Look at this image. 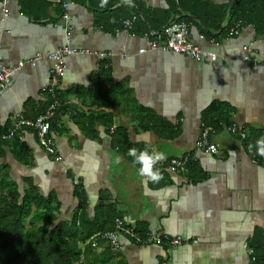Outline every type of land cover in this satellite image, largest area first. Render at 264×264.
<instances>
[{
	"label": "crops",
	"instance_id": "0c3cea01",
	"mask_svg": "<svg viewBox=\"0 0 264 264\" xmlns=\"http://www.w3.org/2000/svg\"><path fill=\"white\" fill-rule=\"evenodd\" d=\"M113 1L101 8V0H10L3 17L0 0L6 66L64 47L89 52L66 57L64 74L51 90L52 60H38L12 77L0 96V179L54 198L57 220L77 216L81 235L88 234L79 245V264H250L248 243L256 233L264 236V166L250 156L243 138L226 127L214 130L203 114L214 103L225 104L232 109L228 122L245 137L264 130V34L252 24L258 10L243 6L247 19L234 24L244 28L233 36L222 29L241 0ZM195 2L224 9L218 29L208 30L186 12L196 9ZM124 6L129 8L119 10ZM173 6L177 14L168 23L188 25V39L214 52L215 62L162 50L138 53L160 27L153 15ZM134 13L139 21L124 28L123 20L136 18ZM244 47L251 50L247 61ZM54 101L58 106L48 115L55 154L43 148L33 128L8 136L18 120L47 114ZM203 127L212 128L216 153L196 148ZM125 140L127 151H164L166 160L185 156L188 162L183 170L157 165L163 179L145 184L139 166L118 147ZM190 162L198 167L193 179L186 174ZM76 192L85 197L84 212L78 211ZM117 220L142 235L180 237L181 244L137 245L121 236L118 250L105 240L91 246L98 228L114 227Z\"/></svg>",
	"mask_w": 264,
	"mask_h": 264
},
{
	"label": "trees",
	"instance_id": "16d2710c",
	"mask_svg": "<svg viewBox=\"0 0 264 264\" xmlns=\"http://www.w3.org/2000/svg\"><path fill=\"white\" fill-rule=\"evenodd\" d=\"M116 1L114 0L111 5H114ZM197 3L199 2H195L196 9H186V12L196 15L209 28L208 30L218 29L224 17V9L216 12L209 8L208 4H200L199 8ZM178 4L181 5L179 0ZM243 6L250 7V10L255 7L258 10L259 18L252 19V24L255 25L258 32L264 34V0H241L233 5L230 12L231 21L227 27L222 29V32L229 33L238 20L247 19L245 10H242ZM128 8V6H124L119 10ZM175 14H177L175 6L161 14H154L153 16L159 20L160 26L154 32H159ZM62 15L63 10L61 9L57 18ZM145 15L146 22L151 27V17L147 13ZM132 16H136L135 22L139 21L138 15L134 13ZM231 112L232 109L229 106L214 103L204 112L203 121L214 130L229 127L232 124L228 122ZM114 133L118 135V131H114ZM125 136V134L122 135V137ZM262 136H264V130H254L248 133L241 142L244 143L250 156L258 164L264 166V157L256 154L255 147L249 149V145L254 146L256 140ZM125 142L126 140L117 144L119 149L127 153L128 145ZM197 168L193 162L187 165L186 174L190 179H193L191 177L196 174ZM76 196L79 200L78 211L84 212L85 197L81 192H76ZM58 214V204L54 198L44 197L32 187L20 191L14 182L2 176L0 179V264H79L81 259L79 245L88 238V234L81 235L82 230L77 223L76 215L70 222H67L57 220ZM111 228L103 225L98 228V232H104ZM248 246L252 249L250 264H264V236L260 233L254 234Z\"/></svg>",
	"mask_w": 264,
	"mask_h": 264
},
{
	"label": "built area",
	"instance_id": "2783aa9c",
	"mask_svg": "<svg viewBox=\"0 0 264 264\" xmlns=\"http://www.w3.org/2000/svg\"><path fill=\"white\" fill-rule=\"evenodd\" d=\"M10 0H1L2 6V14L3 17L7 15V4ZM64 19H67L65 17ZM135 17L129 20H123L122 24L124 28L130 29L132 21H134ZM132 20V21H131ZM244 27L241 26L240 23H237L230 30V34L233 36L238 35ZM153 34V33H152ZM153 39L148 42L147 48H142L138 51L139 54H143L146 51H169L173 53L183 54L191 58L196 62L203 61L205 59H209L211 62H215L217 60V55L214 52H209L206 50H202L195 46L188 39V25L183 22H170L162 27V29L154 33L152 35ZM250 48L244 47L241 53V57L247 61L249 59L248 55L250 53ZM89 54L88 51L80 50L77 51L73 48H61L54 52H51L45 56H38L28 60H21L17 63V65L8 67L3 63L2 57L0 55V96L8 89V85L12 79V77L21 69L28 65H34L38 60L43 58L52 60L54 62V67L52 69L51 81L48 84V90H51L52 87H55L58 83L60 77L63 76L65 71V59L66 57L73 54ZM58 106V102H55L49 106L47 109V114L36 117L34 120L20 119L13 125L11 133H9V137L13 136V132L22 127H30L33 128L38 136V140L43 148L50 154H55V149L50 136L51 131V123L49 112H52ZM49 114V115H48ZM226 130L230 133L237 134L241 138H245V133L240 131L235 125H231L230 127H226ZM212 133V128L203 127L199 139L196 143V148L201 150L203 149L207 153H216L217 146L210 142V134ZM239 133V134H238ZM188 162L187 157L182 158H171L163 161L160 165L169 166L172 170H183L184 166ZM126 236L131 241H133L137 245H145V244H161L166 241L170 244V246H178L181 244L180 237H169L167 234H139L131 228L125 226V224L117 220L114 227L110 230L104 232H98L91 242V246L95 247L97 244V240H105L109 243V246L112 250H118L120 247V237Z\"/></svg>",
	"mask_w": 264,
	"mask_h": 264
},
{
	"label": "clouds",
	"instance_id": "9594fccd",
	"mask_svg": "<svg viewBox=\"0 0 264 264\" xmlns=\"http://www.w3.org/2000/svg\"><path fill=\"white\" fill-rule=\"evenodd\" d=\"M130 3V0H128ZM108 4V0H101L99 7L103 8ZM255 147L256 154L260 157H264V136L258 138L255 145H249L251 150ZM127 155L132 158L133 164L138 165V176L143 178V183L149 182L158 184L163 179V174L157 165L161 164L167 159L164 151H149L148 149H137L132 147L128 149ZM117 164L120 163V157L117 156L115 159Z\"/></svg>",
	"mask_w": 264,
	"mask_h": 264
}]
</instances>
